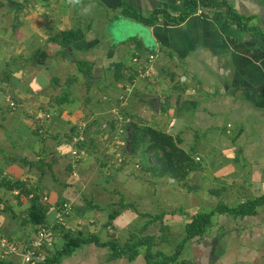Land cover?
Returning <instances> with one entry per match:
<instances>
[{
	"label": "crops",
	"instance_id": "1",
	"mask_svg": "<svg viewBox=\"0 0 264 264\" xmlns=\"http://www.w3.org/2000/svg\"><path fill=\"white\" fill-rule=\"evenodd\" d=\"M125 1L145 16L159 11L154 25L135 19L151 40L116 33L117 22L132 18L123 15L122 0H0V178L39 186L48 197L47 224L56 222L63 201L73 204L56 249L67 232L121 246L131 235L151 236L152 253L172 254L193 214L264 194V0H207L204 14L180 23L164 12L177 18L192 0ZM72 29L83 38L63 46L59 34ZM150 53L155 70L140 75L133 59ZM120 104L133 121L181 138L198 167L183 181L129 170L118 161L128 154L112 128L92 131L95 142L74 164L76 127L110 124ZM40 110L49 117L41 119ZM128 159L143 167L139 153ZM0 197L12 210L0 215L2 232L34 234L37 226L22 221L29 198L3 187ZM146 254L144 244L132 260L112 259L109 246L85 243L60 264H146ZM170 264H264V205L255 215L215 213L206 233Z\"/></svg>",
	"mask_w": 264,
	"mask_h": 264
},
{
	"label": "trees",
	"instance_id": "2",
	"mask_svg": "<svg viewBox=\"0 0 264 264\" xmlns=\"http://www.w3.org/2000/svg\"><path fill=\"white\" fill-rule=\"evenodd\" d=\"M123 3V15L132 17L136 20L143 22L146 25H154L157 22L158 10H155L150 16H145L139 10L128 4L125 0H122ZM203 6L207 5V0H202ZM197 3L195 0H192L191 3L186 7V9L180 14L179 17L175 18L164 12L165 17L170 21H176L178 23L184 21L190 14L196 13ZM231 13V12H230ZM233 19L241 20L242 18L231 14ZM84 33L81 29L78 30H68L63 31L59 34L58 41L63 46L68 45L74 40L83 38ZM86 65L85 62H79V68L83 69ZM117 68H122V64L118 65ZM121 70V69H120ZM117 69L116 76H120V71ZM133 78L134 74L131 75ZM133 78L131 80H133ZM71 79V78H70ZM72 82V80H70ZM70 82L68 84H70ZM59 102L67 101L65 97L57 98ZM114 122L110 123V127L114 130ZM181 138L174 137L171 134L162 131L160 129L154 128L149 125L140 124L139 122L132 123V137L130 139L131 153L137 155L140 154V159L143 164L142 169L150 172L154 176L164 177L169 176L177 180H185L189 172L198 167V164L195 160L191 158V153L185 151L181 146ZM149 155H151L153 162L149 161ZM0 187L5 189L13 190L19 188L22 195L29 198L30 204L27 209V214L23 217L22 221L24 224H32L37 226V230L46 225V207L42 198V193L39 191V186H29L25 181H14L10 180L4 176L0 178ZM31 195V197H29ZM4 199L0 197V203ZM264 205V194L253 199H249L243 203H240L238 206L229 207L224 204H219L217 207L209 211H201L193 214L191 216L192 221L186 224V236L178 244L176 250L172 254L164 253H152L151 248L154 243L153 237H142L138 238L136 235H131L130 241H128L124 246H121L115 241H101L97 235H90L89 237H84L81 234L71 235L70 233H64L65 242L63 246L56 251H54L47 259L46 263L39 264H51L52 262H61L63 258L71 255L85 243H95L98 246H109L112 250V259L118 257H127L130 260L134 259L138 253V248L141 245H147V262L146 264H153L150 260L153 257L161 255L162 261L156 262L157 264H170L172 262L178 261L185 244L198 236H203L208 227L211 224L212 216L217 213L228 212L235 216H246V215H255L258 212V208ZM119 206L122 208L131 207V204L120 202ZM6 210L12 213L11 208L8 206L7 201L4 202L3 211ZM118 215V210H114L109 215V222L111 223L113 219ZM163 214L154 215L155 220H161ZM155 263V264H156ZM0 264H22L19 260H2Z\"/></svg>",
	"mask_w": 264,
	"mask_h": 264
},
{
	"label": "built area",
	"instance_id": "3",
	"mask_svg": "<svg viewBox=\"0 0 264 264\" xmlns=\"http://www.w3.org/2000/svg\"><path fill=\"white\" fill-rule=\"evenodd\" d=\"M197 3L196 13L198 15L204 14V6L202 0H195ZM157 55L155 53H150L143 59L142 56L134 57V62L141 64L139 66L138 72L143 76H150L155 70V62ZM143 65V66H142ZM7 102L13 109L18 108V102L15 100L13 95L9 92L6 94ZM123 99V98H122ZM124 105L120 104L114 110V134L116 138H123L125 143V148L127 151V156L122 155L119 157L118 161L124 167L130 163L128 156H130V139L132 137V123L134 122L132 117L124 112ZM41 114V119H47L49 114H44L41 110L38 112ZM38 116V114H37ZM92 123L88 121L81 122L72 137L73 149L71 155L73 157V163L78 161L80 151L89 142V137L94 130ZM111 129L108 122L101 124L100 130L108 132ZM120 138V139H121ZM199 161L200 157H196ZM131 164V163H130ZM133 167L139 169L141 166L139 163L133 164ZM14 196H21V190L15 188L11 190ZM31 197V195L29 196ZM43 201H48L47 196H43ZM4 200L0 203V215L4 213ZM74 206L71 202L63 201L58 210V217L54 224H46L41 226L34 234H32L27 239H16L14 237L8 236L2 232V221L0 219V261L2 260H19L22 264H39L46 263L50 254L55 251L57 244V236L63 231L67 218L72 214ZM51 264H60L59 262H52Z\"/></svg>",
	"mask_w": 264,
	"mask_h": 264
},
{
	"label": "rangeland",
	"instance_id": "4",
	"mask_svg": "<svg viewBox=\"0 0 264 264\" xmlns=\"http://www.w3.org/2000/svg\"><path fill=\"white\" fill-rule=\"evenodd\" d=\"M116 26V28L115 29H117L116 30V33H118V34H124V36L126 35V34H130L129 35V38L130 37H136V38H139V39H141L142 38V40L144 39V41H148V40H151L152 38H151V31H150V29L147 27V26H145L144 24H142V23H139V22H137L135 19H132V18H124V19H122V20H120V22H117L116 24H115ZM143 59H145L144 57H143ZM137 64V63H136ZM141 64H137V68H139V66H140ZM143 66V65H142ZM66 83H69V81H67ZM114 124V123H113ZM92 126H93V128H94V130L93 131H96L97 133H99L100 132V128H101V125L100 124H91ZM76 129H77V127H76ZM76 131V130H75ZM95 137V136H94ZM93 136H91V137H89V143H94L95 142V139H94V141L93 142H91L92 141V139L94 138ZM132 153L130 152V155H131ZM141 160L139 159V162H140ZM130 162H131V160H130ZM124 167V166H123ZM132 163L130 164H128L127 165V167H125V168H127V169H129V170H131L132 169ZM134 168V167H133ZM142 167H140L139 169H136L135 168V170L137 171V172H139V171H143V169H141ZM134 170V169H133ZM4 199V198H3ZM202 211H208L207 210V208H204ZM6 214L7 215H9V216H12V213L10 212V211H8V210H6ZM57 247H55V251L57 250L56 249Z\"/></svg>",
	"mask_w": 264,
	"mask_h": 264
}]
</instances>
